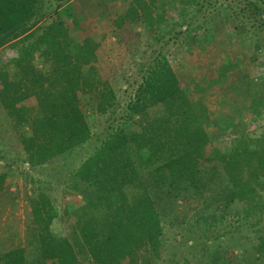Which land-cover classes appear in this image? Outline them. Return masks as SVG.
I'll return each instance as SVG.
<instances>
[{"label":"trees","instance_id":"obj_1","mask_svg":"<svg viewBox=\"0 0 264 264\" xmlns=\"http://www.w3.org/2000/svg\"><path fill=\"white\" fill-rule=\"evenodd\" d=\"M72 1L0 0V50H17L0 69V108L22 129V172L28 176L63 160L72 174L68 189L80 198L77 205L64 203L59 217L47 186L32 178L30 238L39 256L30 261L25 249L0 252V264H158L167 255L165 227L171 224L183 229L168 264H264V109L253 99L248 113L259 126L239 134L226 151L213 147L210 111L201 101L189 102L165 52L185 34L201 31L198 15L221 0L125 2L126 12L112 22L115 33L143 25L157 45L140 61L139 84L124 91L131 94L127 101L102 81L99 45L87 37L73 42L70 29L54 17ZM226 7L264 53V0H226ZM162 11L163 21L156 15ZM203 35L204 44L209 32ZM245 85L250 91V81ZM29 99L36 103L32 109L25 106ZM240 125L236 117L224 128ZM201 198L189 221L178 212V202ZM58 218L67 236L52 232ZM241 223L253 229L261 249L251 262L241 250L232 261L222 249V238ZM197 230L204 233L186 239Z\"/></svg>","mask_w":264,"mask_h":264},{"label":"rangeland","instance_id":"obj_2","mask_svg":"<svg viewBox=\"0 0 264 264\" xmlns=\"http://www.w3.org/2000/svg\"><path fill=\"white\" fill-rule=\"evenodd\" d=\"M126 1L74 0L54 16L70 29L73 42L87 37L99 45L96 51L99 75L118 98L125 101L131 94L126 95L124 91L129 85L139 81L140 61L157 48L152 34L143 25H138L132 32L122 29L119 36L115 33L112 22L115 17L126 12ZM219 2V5H215L217 9L210 12L203 9L198 15L199 19L194 21L202 22L204 26L201 31L193 37L185 34L180 38L179 44L168 46L165 52L175 75L185 88L189 102L201 101L210 111L212 122L208 132L212 146L226 151L234 144L239 134L259 126V122L249 116L248 108L252 100L256 99L264 109V53L253 44L244 22L232 10L225 8L226 0ZM183 6L187 7L189 12L192 9L188 4ZM163 11L156 13L162 21L165 19ZM170 14L175 22L180 23L177 13L171 11ZM123 31L124 42L120 38ZM205 31L209 32L210 40L203 44L200 40H203ZM194 42H198V45ZM16 57V49L0 50V69ZM35 67L42 71L48 70V67L43 68L41 64H36ZM9 71L14 77L13 69L10 68ZM219 75H222L221 79ZM246 81L251 83L250 91L246 89ZM136 88L133 87L131 91ZM134 92L132 98L138 91ZM25 106L34 108L35 100H27ZM236 117L242 124L238 129L224 128ZM138 128L136 123H131L132 131ZM21 135L22 129L17 127L13 120L6 118L0 108V137L4 141L0 154L5 158L4 161L0 160V252L25 249L27 257L32 261L39 256L37 245H32L33 240L30 238L32 227L28 198L33 190L32 178L47 186L59 217L64 203L77 205L80 198L74 190L68 189L72 174L68 172L67 164L63 160L51 162L28 176L23 174ZM24 169L27 170V167ZM209 195L207 193L205 197ZM202 201L203 198L183 205L178 202L176 207L178 212L186 214L189 221L195 211L202 207ZM182 229L177 228L176 224L165 227L170 245L167 247L164 261L158 264H168L171 260L174 253L173 242L179 240ZM51 230L58 236H67L68 233L59 218L53 223ZM219 230L213 233H219ZM201 232L204 233V230L191 234L187 232L186 239L198 237L196 234ZM232 234L221 240L224 242L222 249L226 256L236 261V256L241 255L243 251L246 260H255L261 249L253 229L241 223L238 231ZM238 247L240 249H237ZM186 251L192 253L191 249Z\"/></svg>","mask_w":264,"mask_h":264}]
</instances>
